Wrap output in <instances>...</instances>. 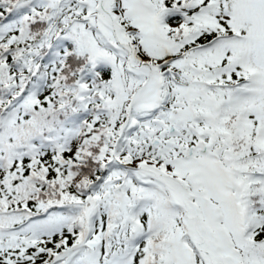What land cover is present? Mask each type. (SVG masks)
<instances>
[{
    "label": "snow or ice",
    "instance_id": "snow-or-ice-1",
    "mask_svg": "<svg viewBox=\"0 0 264 264\" xmlns=\"http://www.w3.org/2000/svg\"><path fill=\"white\" fill-rule=\"evenodd\" d=\"M0 264H264V0H0Z\"/></svg>",
    "mask_w": 264,
    "mask_h": 264
}]
</instances>
